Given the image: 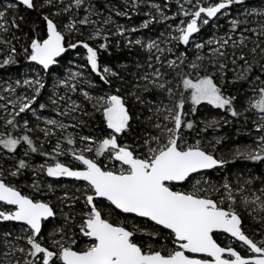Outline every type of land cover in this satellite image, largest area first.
<instances>
[{
    "label": "snow or ice",
    "instance_id": "obj_1",
    "mask_svg": "<svg viewBox=\"0 0 264 264\" xmlns=\"http://www.w3.org/2000/svg\"><path fill=\"white\" fill-rule=\"evenodd\" d=\"M144 2L124 0L118 8L105 0L108 15L95 0L0 5V68L17 64L23 55L47 72L69 50L82 48L77 55L85 63L79 67L89 70L56 85L65 90L60 95L54 88L49 96L58 118L43 119L44 127L40 121L48 104L40 102L46 88L40 72L0 89L7 93L0 94L5 113L0 160L12 161L0 165V223H16L0 239V264H264V180L253 187V178L215 179L213 171L228 161L216 155L220 139L202 133L214 131L220 120L189 118L202 104L234 118L247 120L252 113L256 131L264 133V9L249 8L245 0H175L173 13L171 0L163 7L152 3L141 27L163 22L165 31L145 42L125 35L137 28L112 18L114 12L130 19ZM234 5L239 9L232 16ZM21 8L35 12L44 25L41 30L34 24L32 35L23 33L22 44L16 34L25 22ZM223 16H230L228 28L217 34L223 25L216 21ZM250 16L261 18L255 27ZM210 21L217 32L198 38ZM109 25H115L114 32ZM113 35L145 53L143 63L128 73L131 79L99 62ZM91 73L106 90L85 89L96 87L87 78ZM240 82L248 84L251 95L238 110L237 96L227 88ZM45 144H52L51 152ZM33 154L46 158L38 168L30 163ZM233 156L264 161V135ZM29 171L31 183H22ZM37 173L80 183L72 189L65 185L54 203L44 199L53 185L45 188ZM245 214L260 224L253 235L244 227ZM219 235L227 243L219 242Z\"/></svg>",
    "mask_w": 264,
    "mask_h": 264
},
{
    "label": "trees",
    "instance_id": "obj_2",
    "mask_svg": "<svg viewBox=\"0 0 264 264\" xmlns=\"http://www.w3.org/2000/svg\"><path fill=\"white\" fill-rule=\"evenodd\" d=\"M1 1L4 0H0ZM164 2V0H160ZM246 4L248 6H254L257 5L261 9H264V0H245ZM111 3L116 5L118 8H122L124 6L123 0H111ZM101 9L104 8L100 3L97 4ZM166 4L163 3V6ZM172 8L176 7L174 5H171ZM20 15H23L25 17V22H20L21 25V31H17L16 34L21 37L20 43H24L25 37L23 36V33H28L29 35H32L31 29L34 24L39 25L40 29L42 30L44 28V25L42 22L37 19L36 13L31 11H26L23 8L20 9ZM136 21H140V16H134ZM229 17L219 19L216 21L217 25H223V27H219L217 34H223L227 28L228 24L227 21L229 20ZM261 19L257 17V20ZM250 21L254 20L253 16L249 17ZM167 23H171V21H168ZM251 27H255L256 24L253 22ZM151 30H153L154 36L159 38L160 33L165 31V24L163 22L161 23H153L150 27ZM217 32V28L213 26V23L209 25L208 27L201 29V32L199 33V36H204L207 34H213ZM249 34V33H247ZM239 35V33H237ZM255 38V37H254ZM113 40V37L112 39ZM99 41L93 42L89 41V43L95 45ZM17 47L19 48L20 45L17 44ZM72 50H69V53ZM84 49L78 48L73 53H82ZM109 52L111 54H109ZM69 53H66L64 57L61 59L62 64H64L69 57ZM100 61L102 63H105L108 66H112L115 71L120 72L122 75L126 76L127 78L131 79L130 76H128L129 72L136 71L135 64L139 61L143 63L145 53L143 50H141L138 46L137 47H129L127 45H121L119 48H116L115 46H110L108 52H101L100 53ZM189 56L192 57V53L189 52ZM0 59H3V56L0 55ZM17 64L14 65H8L5 68H0V76H7V75H20L23 69H27L28 67L38 69L34 63L28 62L25 60L23 55H20L17 57ZM120 66V67H119ZM33 69V70H34ZM60 70V69H59ZM54 71V70H53ZM258 70L254 71V75L256 74ZM46 76L51 74L50 72H42ZM229 78H231V73H229ZM94 81L101 85L103 90L107 89V85H104L103 82L101 84V81L99 80V77H97L94 74ZM47 86V85H46ZM95 89V88H94ZM248 84L246 82H240L235 85H231L227 88V91L231 94H235L237 96V99L235 101L238 110H241L240 106L245 103L246 97L250 96L251 93L247 91ZM96 90H100L97 89ZM47 87L44 91H42V97L43 99L40 102H44L48 104L47 108H50L52 111H54V106L51 105L50 100L45 99ZM0 94L5 95V93L0 92ZM3 103V102H2ZM62 104V103H61ZM198 107L197 114H205L207 113L208 116L210 115H216L219 116V119L221 117H224V121L219 124V126L214 130V134L216 138L220 139V143L216 144V155L223 156L228 162L226 163V166L222 170H216L212 173L213 177L215 179H220L221 176H230L233 172H235L238 176L242 177L243 179L253 178L254 184L253 187H258L261 185V181L264 180V161H249L246 159H242L240 157H235L233 154L235 153V150L237 148H241L244 150L245 147H247V143H250L253 141V139L249 140V135L253 136L255 134L254 131V125H253V114L247 113L248 119L246 120L245 117L242 115L239 118L231 117L228 113H225L223 110L215 109L210 106V108H207L205 110H202ZM56 114V112L54 111ZM0 116H3V111L0 110ZM30 120L33 118L29 115L28 117ZM99 119V117H97ZM68 122V121H67ZM3 120H0V131H3ZM99 131V129H98ZM213 131V130H212ZM258 133V132H257ZM259 135H264V133H258ZM35 139V137H34ZM215 143V141H214ZM51 144H45L44 149L48 152H51ZM18 153H22V149H18ZM46 158L44 156H41L39 154H33L30 163L36 164L41 162L42 160H45ZM234 160V161H233ZM12 161H8V163H5L4 160H0V165H3L4 167L10 166ZM239 173V174H238ZM232 177V176H231ZM256 177H259L260 179H256ZM244 227L246 229L247 234L253 235V231L260 228V224L258 222L253 221L250 217L245 214L244 218ZM2 228H0V233L3 229V224H0ZM8 226V225H6ZM139 238V237H138ZM2 250V249H0Z\"/></svg>",
    "mask_w": 264,
    "mask_h": 264
},
{
    "label": "rangeland",
    "instance_id": "obj_3",
    "mask_svg": "<svg viewBox=\"0 0 264 264\" xmlns=\"http://www.w3.org/2000/svg\"><path fill=\"white\" fill-rule=\"evenodd\" d=\"M7 2H9V0L1 1L0 5L6 4ZM95 3L96 4L100 3L104 7V8H102V10L104 11L105 15H108V10L104 6L105 5V0H95ZM152 3L160 4L163 7V3L164 4H168L169 3V0H164V2H162L160 0H145V2L141 4V7H140V10H139L138 13L137 12H130L129 13V15L131 17L130 19L128 17H123V16L118 17V16L115 15L114 12L112 13V18L116 22V24L123 25L125 28H133V27H135V28L138 29V31H136V32H126L125 33L126 36H129V37H131L133 39H137L138 38V39H141V40H143L145 42H147V41H149L151 39H160L161 37L159 36V38H157L156 36H154L153 30L150 29V27H151V25L153 23L149 24V26L147 28L141 27L143 21L146 20V19H149V17H147L144 13L145 12H148L150 10L149 7H148V5H150ZM111 4L114 5L113 3H111ZM171 5L176 6L175 5V0H171ZM114 6H116V5H114ZM252 7L260 8L257 5L249 6V8H252ZM171 9H172V12L174 13L175 10H176V7H174V8L171 7ZM238 9H239V6L234 5L233 6V9H232V12H231V15L232 16L237 15ZM152 11H154V10H152ZM164 11L165 12H168V8L167 7H164ZM137 15L141 17L140 18V21H136V19H134L135 18L134 16H137ZM226 17H229L230 18V16H223L220 19H223V18H226ZM253 17H254L253 22L255 23V21L257 20V17L256 16H253ZM177 19H179V18H177ZM171 23H175V22L174 21H171ZM211 24H212V22L210 21V24L209 25H211ZM209 25L203 26L202 29L208 27ZM108 28H110L113 32L115 31V25H109ZM87 34H88V30L85 31V36H87ZM212 35L213 34H211V35L210 34H207L205 36L207 38H210V37H212ZM245 35H250V34H247L246 33ZM197 36H199V34ZM112 37H113V40H111ZM198 38H205V37L204 36H200ZM253 39H255V38L253 37ZM92 41L93 42H96L97 40H92ZM116 41H119V46L118 47L116 46ZM121 45H123V46L126 45V41H125L124 38L119 37V36H115V35H113V36L110 37V40H109V48H110V46H115L116 48H119ZM101 52H103V51H101ZM100 53H99V57L101 55ZM193 59H194V57H193ZM99 62L101 64V66L106 65L105 63H102L100 61V58H99ZM84 63H85V61H84L83 57H81V56L77 55V53H73L71 51L69 53L68 60L64 64L60 63V64L56 65V67L54 69H52L50 75H47L46 76L40 70L28 67L27 69L26 68L23 69V71L21 72L20 75H13L12 74V75H7V76H0V89H2L3 87H6L9 83H14V81L16 79H21L22 80L24 78H31L37 72H40V75L43 76L45 85H47L46 86L47 87V91H46L45 99H48L49 100V96L53 92V89L54 88L56 89V91L58 92V94H60V95H63L64 94V91L65 90L62 87L56 88V85L59 82L63 81L64 79L68 78L71 73L80 71V72H83V73L87 74L89 72V70L87 68H81V67H79L80 65H83ZM109 67L113 68L112 66H109ZM114 69H118V67L117 68H113V70ZM87 78L94 81L95 80L94 79V73H91L90 75H87ZM94 83H95L97 89H100L101 90L102 86L101 85L99 86V84H97V82H95V81H94ZM101 84H102V81H101ZM84 87H85L86 90L92 91L93 93H95L96 91H98V90H96V87H95V89H87L86 85ZM24 91H25V89H23V88H18L17 89V92L18 93L24 92ZM5 95H7V93H5ZM69 95H71L72 99L77 100V102H79L80 100H82V96H80L78 93L77 94H71L70 93ZM0 103H2V101H0ZM61 103L63 104V102H61ZM198 107L200 109H202V110H205L207 108H210V105L202 104V105H200ZM202 110H201V112H202ZM1 111H3V110H1ZM3 115H5L4 112H3ZM97 117H99V116H97ZM212 117H216V119L220 120V123L225 120L224 117H221V119H219V116H216L214 114L208 116L207 113H205V114H196L195 117H189V118L190 119H196V120H204L206 118L207 119H211ZM45 118H58V117L56 116V114L54 113V111H52L50 108H46L43 111V114H42V117H41V121H40V126L41 127H44L45 126L43 124V119H45ZM254 119H255V116L253 115V120ZM253 125H254V123H253ZM201 127H202V125H201ZM70 131H71V129H70ZM90 131H91L90 128H84L83 129V132L84 133H89ZM96 131H97V129H96ZM254 131H256L255 125H254ZM213 132L214 131H212V129H210L208 131V133H202V135H206V136H208L209 139H213V137H215V134ZM259 136L260 135L257 132H255V134L253 136H251V134H250L249 135V137H250L249 140L253 139V141L250 142V143H247L246 144L247 147H245L244 150H246L249 147L254 146V144H255V142H256V140H257V138ZM213 142H214V140H213ZM52 143H55V141L53 140ZM51 150H52V146H51ZM237 150L244 151L241 148H237L235 150V152ZM22 151H23V149H22ZM60 159L62 161H64V160H70L69 157H63V156L60 157ZM45 160H42L41 162L36 163V164H32V165L34 167H37L38 168L41 163H44L45 162ZM231 176L229 174L227 177L233 183H235V178L238 175L235 172H233ZM32 177H33V173L31 171H29L28 174H27V176L24 177V178H22V183H25V182L26 183H31ZM35 178L37 179L38 182H41L44 185L45 188H46V186H47L48 183H51L53 185L54 191L53 192H47L44 195V199L51 200L54 203L57 202V196L63 194L65 185H67V187L69 189H72L74 187V185L76 184V182L66 181L65 178L56 179V178H52V177H47L46 174H44V173H37L36 176H35ZM23 191L28 192L29 189L28 188H24ZM79 206L80 205H78V207ZM77 219H79V217H77ZM0 228H2V227L0 226ZM4 231H6V229ZM4 231L3 230L1 231V233H0V239L3 238L2 234H3ZM241 250H243V249H241Z\"/></svg>",
    "mask_w": 264,
    "mask_h": 264
},
{
    "label": "flooded vegetation",
    "instance_id": "obj_4",
    "mask_svg": "<svg viewBox=\"0 0 264 264\" xmlns=\"http://www.w3.org/2000/svg\"><path fill=\"white\" fill-rule=\"evenodd\" d=\"M97 132H99L98 131V129H97ZM70 159H71V157H69ZM214 171H216V170H214ZM213 171V172H214ZM65 180L66 181H72V182H76V181H73V180H71V179H68V178H65ZM76 183H79V182H76ZM0 224H3V225H5V226H3V231L6 229V230H9V229H12V228H15L16 227V223L15 222H3V223H0ZM6 225H8V226H6ZM217 239H218V241L219 242H221L222 244L223 243H227V241H225L224 239H223V236L222 235H219L218 237H217ZM241 251H243V250H241Z\"/></svg>",
    "mask_w": 264,
    "mask_h": 264
},
{
    "label": "water",
    "instance_id": "obj_5",
    "mask_svg": "<svg viewBox=\"0 0 264 264\" xmlns=\"http://www.w3.org/2000/svg\"><path fill=\"white\" fill-rule=\"evenodd\" d=\"M198 35V34H197ZM62 58H60V60H61ZM37 67H39L38 65H36ZM56 67V65H52V66H50V69L47 71V72H49V71H52V69H54ZM40 68V67H39ZM226 166V165H225ZM224 166V167H225ZM80 183V182H79Z\"/></svg>",
    "mask_w": 264,
    "mask_h": 264
}]
</instances>
